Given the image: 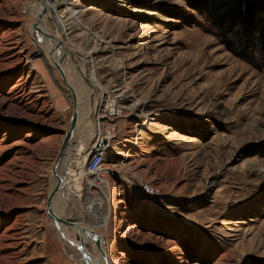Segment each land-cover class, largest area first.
I'll list each match as a JSON object with an SVG mask.
<instances>
[{"label": "rangeland", "instance_id": "rangeland-1", "mask_svg": "<svg viewBox=\"0 0 264 264\" xmlns=\"http://www.w3.org/2000/svg\"><path fill=\"white\" fill-rule=\"evenodd\" d=\"M30 1L0 0V264H79L80 249L46 208L70 90L80 97L84 87L63 59L65 83L34 38ZM65 1L93 6L81 14L90 31L73 26L69 46L95 52L94 90L121 87L125 109L106 156L107 190L90 185L74 134V167L85 176L65 218L86 209L85 192L102 196L107 214L93 227L112 264H264V56L232 51L185 0ZM129 89L133 97L121 96ZM140 183L160 193L144 196ZM62 198L50 203L55 214Z\"/></svg>", "mask_w": 264, "mask_h": 264}, {"label": "bare ground", "instance_id": "bare-ground-1", "mask_svg": "<svg viewBox=\"0 0 264 264\" xmlns=\"http://www.w3.org/2000/svg\"><path fill=\"white\" fill-rule=\"evenodd\" d=\"M40 4L45 7V13L43 14V21L40 26L44 31L56 37V40L59 39L63 43L62 45L59 46V52H57V54H59V56L62 57L68 63V68L71 70V74H74V76L78 75L80 77V79L82 80V85L84 87V91L80 97H77L76 90H72L71 88V91H73L76 97L78 98L77 120L75 123L76 126L74 132L71 136V140L66 148L65 154L61 159L60 167L57 170L58 175L62 178L63 181L62 185L57 189L58 193L56 192L51 197V199L52 198L53 199L50 200V203H52L53 200L55 201L56 195L60 193V195H62L63 197L62 198L63 203L62 202H61L62 204L59 203L60 205H56L55 203V207L58 206V210L56 214L52 211L51 204L49 203L51 214L54 217L51 220L57 223V225L60 228V232L62 236L69 239L75 245V247L80 249L81 258L79 259V264H112L110 261L109 253L106 249L107 247L104 246L105 245L104 236L98 234L93 227L95 225H100V224L102 225V223L100 222H102V218L107 214V209L103 206V198H101L102 196H100L99 194H96L97 192L95 193L94 191L91 190L85 192L86 209L80 212L75 219L70 220L73 223L77 224L81 228L80 230L77 227H74L66 222L60 223L59 221L55 220L59 218L66 219L65 213H68L69 208L71 209L70 195L71 196L76 195L77 197L80 195L81 189L78 186V183L81 181L80 179L81 175L85 176L75 170L74 161H75V155L77 154V150L74 148L73 140H74V134H77L78 132H79L78 136L77 138H75V140L77 139L78 142L77 146L84 145L91 138V134H92V127L90 126L91 113L95 107L94 103L95 101H97L96 99H98V96L95 95L94 85L95 84L99 85V83L97 81L96 75L93 70L95 63L94 61H92L93 58L92 54L94 51L85 52V49L78 48V50H75L74 48H71L69 46L70 45L69 43L71 41L68 35H70L73 32V31L71 32V28L75 25H81L82 26L81 30L84 31V33L86 30L90 31L88 24L83 22V20L81 19V14L83 12H87L94 8L93 6H91L90 8L79 10L75 8V4L73 2L70 3L65 0H31L28 4L25 5V7L34 17H37ZM43 25H46V28ZM92 37L97 40L96 41L97 45H102V43L107 42L104 41V39H102L101 36L98 35V33L92 32ZM35 39L38 41L37 37H35ZM51 43H54V41H51ZM39 57L41 59L46 60L45 54H43L41 50ZM84 58L88 60L89 65L87 66V69L89 68L91 70L92 72L91 76H87L86 74L87 69L85 68L86 64H84L85 63ZM79 59L82 60L79 61ZM47 63L50 66L49 61H47ZM74 80L75 78L73 79V86L76 85ZM56 84L58 86V89L63 91L62 85L59 84L58 82ZM129 92L130 94H128L127 91H122L123 94L121 96L133 97L134 96L133 90L129 89ZM65 97L66 99H68L72 107L73 104L69 99L67 93H65ZM134 134L133 132L132 133L130 132V135L133 137H135ZM104 140L105 141L108 140L109 142L111 141V138L109 135H107L104 137ZM132 140L133 139L130 138L128 142H132ZM118 155H121V157L125 159L126 154L123 155V152H119ZM51 178L53 183L50 189L54 185L58 184V181L53 175H51ZM89 180H91L90 177ZM90 183H91L90 185L93 187L92 182ZM66 185H70V188L68 190L66 189L65 191ZM77 236L80 239L82 238V240L87 245H90V248L84 246V253L82 252V246L76 241Z\"/></svg>", "mask_w": 264, "mask_h": 264}, {"label": "trees", "instance_id": "trees-1", "mask_svg": "<svg viewBox=\"0 0 264 264\" xmlns=\"http://www.w3.org/2000/svg\"><path fill=\"white\" fill-rule=\"evenodd\" d=\"M185 1L218 30L232 51L236 48L249 59L259 52L264 56V0Z\"/></svg>", "mask_w": 264, "mask_h": 264}, {"label": "built area", "instance_id": "built-area-1", "mask_svg": "<svg viewBox=\"0 0 264 264\" xmlns=\"http://www.w3.org/2000/svg\"><path fill=\"white\" fill-rule=\"evenodd\" d=\"M84 61V64L88 66V60L85 59ZM86 74L87 76L92 75L89 68ZM94 86L101 89L98 84ZM119 88L121 87H112V89L108 92L106 91V93L103 90H101L100 93L95 91V95L98 96V99H96L97 101L94 103L95 107L91 113L90 125L92 127V134L90 140L85 143V151L90 157L88 161H86V164L84 163V165H86V171L91 178L90 182L93 184V189L98 188L107 190L110 188L108 175L111 170L106 166V156L107 152L113 147V140H117L118 138V128L115 120L125 117L122 99L118 96ZM107 135L111 138L109 142L108 140H104V137ZM140 188L141 193L147 197H154L160 193V189L151 183H140Z\"/></svg>", "mask_w": 264, "mask_h": 264}, {"label": "water", "instance_id": "water-1", "mask_svg": "<svg viewBox=\"0 0 264 264\" xmlns=\"http://www.w3.org/2000/svg\"><path fill=\"white\" fill-rule=\"evenodd\" d=\"M44 13H45V7L40 4L36 20L34 22H32V24H31L32 34H33L34 38L37 37L38 41L43 45L45 50L48 52L50 58L52 59V62L55 64V67L59 71L61 78L66 83L64 76H63V73H62V70H61V67H60L63 58L62 57L57 58V55H58L57 52H59V46L62 45L63 43L59 39L56 40V37H54L53 35H51L50 33L46 32V31H44L42 29V27L40 26L42 24V21H43V14ZM51 41H54V43H51ZM76 64H78V63H76ZM70 94H71V96L73 98V102H74L71 121H70L68 129L65 131V133L63 135V139H62L60 148L58 150V154L54 160V163L52 166V171H51V174L56 178V180L58 181V184L54 185L49 190L48 195H47L48 201H47L46 212H47V215L49 216V218H51V219H53L54 217L51 214V211L49 209V203H50L51 197L57 192V189L62 185V182H63L62 178L58 175L57 170L60 167L61 159H62L63 155L65 154L66 148H67V146L71 140V136L74 132V129L76 126L75 123L77 120V97L74 94V92L71 90H70ZM55 220L59 221L60 223L66 222V223H68L74 227H77L79 230L81 229L77 224L73 223L70 220H66L64 218H59V219H55ZM82 246H83L82 252L84 253V245H82Z\"/></svg>", "mask_w": 264, "mask_h": 264}]
</instances>
